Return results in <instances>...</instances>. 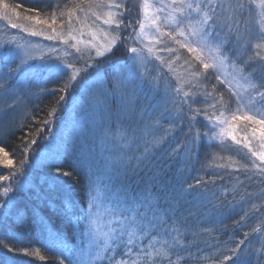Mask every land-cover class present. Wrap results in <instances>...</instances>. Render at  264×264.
<instances>
[{
  "label": "snow or ice",
  "instance_id": "6c2138e0",
  "mask_svg": "<svg viewBox=\"0 0 264 264\" xmlns=\"http://www.w3.org/2000/svg\"><path fill=\"white\" fill-rule=\"evenodd\" d=\"M21 8L0 0V30L52 43L0 38V264H264V0ZM49 96L10 155L17 109ZM45 131L35 182L29 153ZM198 164L223 171L190 182ZM226 177L231 200L212 190ZM237 211L239 228L257 226L220 246L210 225Z\"/></svg>",
  "mask_w": 264,
  "mask_h": 264
},
{
  "label": "trees",
  "instance_id": "16d2710c",
  "mask_svg": "<svg viewBox=\"0 0 264 264\" xmlns=\"http://www.w3.org/2000/svg\"><path fill=\"white\" fill-rule=\"evenodd\" d=\"M10 2L16 3V0H10ZM23 7L20 9L21 13L23 14ZM2 28V27H1ZM5 31L0 30V38L3 39H9L6 37L4 34ZM119 57H116L118 59ZM102 73H110L112 71V66L110 63H105L101 65L98 69ZM76 95L77 93L75 92H70L67 96L65 101L62 103L61 106V112L59 113L61 118H68L69 114L72 113V109L74 106V103L76 101ZM52 97H47L46 99H43L37 107L35 105L33 106L32 112L27 115L24 119H26V123L24 125V129L20 132H18L16 135L10 136L8 139L4 140L3 143L7 146L6 150L9 151L10 155L15 151V146L19 143V138L20 136L23 135L24 131H28L33 127V121L37 117L43 118L48 110V105L51 103ZM37 127L39 125H36ZM53 131L57 132L58 134V129L56 128L55 125H53ZM45 137H49V133L45 131L42 136H38V144L33 146V150L29 153V156L32 158L31 162L33 164V167L29 169V172L31 174V178L35 182H39L40 178L44 175V170L39 166V160L41 155L43 154V151L41 152L42 145H46V140ZM71 139L68 140L69 143V151H72L74 147H71ZM230 143V142H229ZM200 165L198 164L197 171H193L190 174H188V179L190 182H192L195 178H198L199 176H205L207 179V173L211 171H216L217 169L215 168H206L203 170L202 173L200 170ZM9 169L2 168L0 167V173H7ZM234 181L229 180L227 177L225 178L224 181L217 180L216 185L217 187L215 189H212L213 191H217L218 194L224 189L227 188L229 189L226 193H224L227 196L228 200L232 199V185ZM252 189L254 187H251ZM27 198V197H26ZM231 214L226 215L221 219V222L216 223L214 225H210L214 227L215 231L212 234L213 237H218L219 239V245L222 246L225 243L229 244H235L239 239H243V233L245 231H250L251 227L257 226L255 221H249L248 226L244 228H239L234 221H238L239 219H231ZM229 220V221H227ZM232 221V222H231ZM209 243H216L215 239L208 238ZM39 240V234L38 233H33L32 238L29 241H26V243H31V244H37V241ZM211 249H209L210 251ZM45 255H49V253H44ZM54 254V253H53ZM11 255V254H9ZM20 260H29L31 259V264H56V261L53 259H48L46 261H39L35 260L32 258H24L20 257Z\"/></svg>",
  "mask_w": 264,
  "mask_h": 264
},
{
  "label": "rangeland",
  "instance_id": "374dc122",
  "mask_svg": "<svg viewBox=\"0 0 264 264\" xmlns=\"http://www.w3.org/2000/svg\"><path fill=\"white\" fill-rule=\"evenodd\" d=\"M17 2H20L22 5L24 6H36V0H16ZM46 2L48 3H51L52 0H46ZM2 27V28H1ZM6 28V22L5 21H0V29H4ZM6 35L7 38L10 39V36L11 35H16L17 36V39H21V40H30L34 43H39L41 44L42 46H46V45H49L50 41H46V40H43L42 38L40 37H29L27 36L26 33H22L20 32L18 29H7V32L4 33ZM119 57V54L118 56ZM50 97V96H49ZM44 98L42 99H32L30 102H26L24 104H22L20 106V108L17 109V118L18 119H24L27 115H29L32 110H33V106L35 105V107H37L39 105V103L43 100ZM76 99V98H75ZM72 113L69 114L68 118L71 117ZM77 118L78 119H83L84 117L81 116L80 114H77ZM71 147H74V148H77L79 147V142L77 141L76 137L73 136L71 138ZM47 148L45 147V145H42V148H41V152L42 151H46ZM209 160H211V157H209ZM196 168H198V165H196ZM210 169V168H209ZM216 171H223V170H216ZM202 173H205L203 171H201ZM251 187H254L252 190H255V185H251ZM243 215V212L242 211H237V212H234L231 214V219H240V216ZM229 221V220H227ZM232 222V221H231ZM54 260V259H53ZM55 261V260H54Z\"/></svg>",
  "mask_w": 264,
  "mask_h": 264
}]
</instances>
